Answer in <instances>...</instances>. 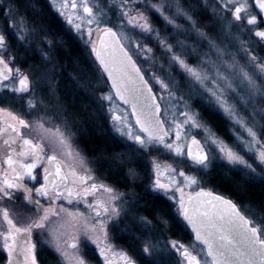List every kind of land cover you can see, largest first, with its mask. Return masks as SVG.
Here are the masks:
<instances>
[{
  "label": "snow or ice",
  "instance_id": "snow-or-ice-1",
  "mask_svg": "<svg viewBox=\"0 0 264 264\" xmlns=\"http://www.w3.org/2000/svg\"><path fill=\"white\" fill-rule=\"evenodd\" d=\"M95 137L120 151L89 155ZM120 240L144 264H264V0H0L5 264H91L92 245L138 264Z\"/></svg>",
  "mask_w": 264,
  "mask_h": 264
},
{
  "label": "flooded vegetation",
  "instance_id": "flooded-vegetation-1",
  "mask_svg": "<svg viewBox=\"0 0 264 264\" xmlns=\"http://www.w3.org/2000/svg\"><path fill=\"white\" fill-rule=\"evenodd\" d=\"M54 11V10H53ZM50 24L53 26L55 33H53V35H57L58 30L61 28V26L67 27L66 23L62 22V18L53 20L51 19ZM62 37V33H60L59 36H57V38H61ZM122 105V103H121ZM81 146V144H80ZM82 147V146H81ZM111 171L108 167V165H104L102 168H100V170L97 172V175H111ZM219 192V191H218ZM219 193L224 194V195H233L224 191H220ZM235 198V197H234ZM83 210V209H82ZM158 231L161 234V238H167V239H174L177 241H180L186 245H190L192 244L193 240H194V234L192 233V230L189 226L184 225V226H177L176 224H172L169 228L165 229L162 226L160 228H158ZM118 244V246L124 248L125 250L129 251L130 255H133L134 258H136L138 260V264H144L143 260H140V257L138 255V252L136 249H133L129 246V244L124 241V240H120L116 242ZM3 251V256H4V260H6L7 256H6V252L1 249ZM49 258H51L53 260L52 263L49 264H56V257L53 256L51 253H49L48 255V262H49ZM173 260L176 259L175 256L172 257ZM119 264V262H118Z\"/></svg>",
  "mask_w": 264,
  "mask_h": 264
},
{
  "label": "trees",
  "instance_id": "trees-1",
  "mask_svg": "<svg viewBox=\"0 0 264 264\" xmlns=\"http://www.w3.org/2000/svg\"><path fill=\"white\" fill-rule=\"evenodd\" d=\"M50 22H51V18L49 19V23ZM49 31H52V32L55 33V30H54L52 25L50 26ZM73 55L83 56V55H86V51L83 50L82 46H79V47H76L75 51L73 52ZM69 70H71V69H69ZM213 123L215 124V126L218 129L219 128L221 129L223 127V122L222 121H214ZM97 145L114 147L116 151H120V148L116 147V145L113 144L110 139L109 140H105V139H102L100 137H95V138H93V140L91 142H87V143L84 142V141L81 142L82 148L85 149V151H87L89 153V155L96 154V153H93L92 149L94 147H96ZM207 187L212 188L215 191H219V192L220 191L221 192L224 191V192L233 194L231 189H230V187L224 181L219 179L218 177L210 180L207 183ZM2 260H4V256H3V251L0 249V262ZM52 262H53V260L51 258H49V263H52Z\"/></svg>",
  "mask_w": 264,
  "mask_h": 264
},
{
  "label": "rangeland",
  "instance_id": "rangeland-1",
  "mask_svg": "<svg viewBox=\"0 0 264 264\" xmlns=\"http://www.w3.org/2000/svg\"><path fill=\"white\" fill-rule=\"evenodd\" d=\"M157 23L159 24V21H157ZM121 107H124V106L121 105ZM213 127L215 128L216 131L219 132V134H220L225 140H227L229 143L232 142V137L230 136L229 133H227V131H226V129H225L224 126H223L221 129H220V128L218 129V128L215 126V124L213 123ZM80 147H81V146H80ZM81 148H82V147H81ZM94 248H95V246L92 245V246H90L89 248L84 249V251H85L86 253H88L87 258L91 261V264H99V260L97 259V255H98V254L94 251ZM0 249H2V248H0ZM129 254H130V253H129ZM5 261H6V260H2V261L0 262V264H5Z\"/></svg>",
  "mask_w": 264,
  "mask_h": 264
},
{
  "label": "water",
  "instance_id": "water-1",
  "mask_svg": "<svg viewBox=\"0 0 264 264\" xmlns=\"http://www.w3.org/2000/svg\"><path fill=\"white\" fill-rule=\"evenodd\" d=\"M219 193V192H218ZM219 194H221V193H219ZM190 227V226H189Z\"/></svg>",
  "mask_w": 264,
  "mask_h": 264
}]
</instances>
